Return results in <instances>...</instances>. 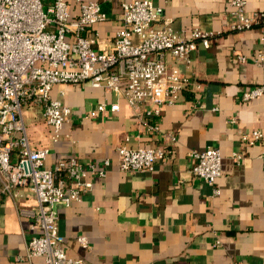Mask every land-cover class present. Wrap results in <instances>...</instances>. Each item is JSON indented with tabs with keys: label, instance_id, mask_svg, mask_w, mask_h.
<instances>
[{
	"label": "crops",
	"instance_id": "0c3cea01",
	"mask_svg": "<svg viewBox=\"0 0 264 264\" xmlns=\"http://www.w3.org/2000/svg\"><path fill=\"white\" fill-rule=\"evenodd\" d=\"M97 1L108 16L91 33L100 48H107L121 26L120 10L116 1ZM152 1L163 8L174 31L199 28L215 34L208 48L198 46L188 63H177L191 85L155 118L161 130L175 134V141L140 129L136 112L123 100L118 111L85 118L86 111L112 97L87 82L52 87L51 96L73 111L57 141L50 138L40 105L22 107L31 146L50 149L45 165L69 155L98 166L109 162L103 177L90 176L92 187L81 200L58 208L65 252L77 264H264V141L240 142L243 133L264 132V92L241 99L244 91L264 84L262 69L252 62L262 47L264 25L229 30V0ZM68 2L76 13L73 0ZM246 10H264V0H247ZM121 144L160 146L167 155L151 172H125L118 168L116 148ZM208 146L221 154L218 195L190 172L189 152ZM233 153L242 157L235 160ZM17 204L34 200L1 199L0 264H45L40 257L25 258L31 232L29 220L17 214Z\"/></svg>",
	"mask_w": 264,
	"mask_h": 264
},
{
	"label": "built area",
	"instance_id": "2783aa9c",
	"mask_svg": "<svg viewBox=\"0 0 264 264\" xmlns=\"http://www.w3.org/2000/svg\"><path fill=\"white\" fill-rule=\"evenodd\" d=\"M116 1L121 26L107 48L97 45L91 28L107 19L101 2L73 0H0V201L7 196L17 202L33 198L34 204L16 205L17 214L29 220L31 232L25 245V258L40 257L45 264H77L64 249L58 231L59 207L81 200L92 187L91 175L103 177L108 160L96 165L74 156L59 158L45 165L50 152L46 146L34 148L27 137L22 107L37 104L44 122L57 141L63 124L72 122L73 111L51 96L54 85L63 82H87L102 88L112 97L84 113L94 119L119 110L120 101L137 114L139 128L161 139L175 141V134L160 129L155 118L165 106L180 99L191 83L177 63H188L198 46L208 48L215 34L192 28L182 34L173 30L163 8L152 0ZM233 19L229 30H246L264 25V10L248 12L247 0H229ZM262 47L252 57L264 73V36ZM238 59L245 60L238 55ZM264 84L242 93L248 101L263 94ZM264 141V132L243 133L240 142L248 146ZM118 168L125 172H151L155 163L167 155L164 147L117 148ZM190 168L195 178L213 187L221 175V154L217 147L192 150ZM234 159L242 157L233 153ZM87 247L83 236L77 238Z\"/></svg>",
	"mask_w": 264,
	"mask_h": 264
},
{
	"label": "trees",
	"instance_id": "16d2710c",
	"mask_svg": "<svg viewBox=\"0 0 264 264\" xmlns=\"http://www.w3.org/2000/svg\"><path fill=\"white\" fill-rule=\"evenodd\" d=\"M104 10V9H103Z\"/></svg>",
	"mask_w": 264,
	"mask_h": 264
}]
</instances>
